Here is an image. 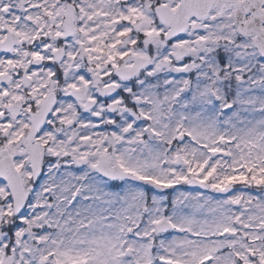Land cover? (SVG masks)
Returning <instances> with one entry per match:
<instances>
[{"label": "snow or ice", "instance_id": "1", "mask_svg": "<svg viewBox=\"0 0 264 264\" xmlns=\"http://www.w3.org/2000/svg\"><path fill=\"white\" fill-rule=\"evenodd\" d=\"M0 264H264V0H0Z\"/></svg>", "mask_w": 264, "mask_h": 264}]
</instances>
